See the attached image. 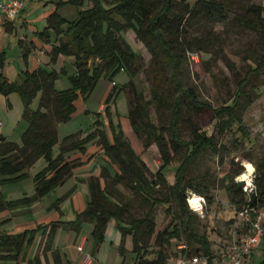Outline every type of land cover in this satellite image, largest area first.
Returning <instances> with one entry per match:
<instances>
[{"label": "trees", "instance_id": "obj_1", "mask_svg": "<svg viewBox=\"0 0 264 264\" xmlns=\"http://www.w3.org/2000/svg\"><path fill=\"white\" fill-rule=\"evenodd\" d=\"M85 1L90 3V7L78 11L73 20L61 17L57 10L52 12L46 19L45 28L38 33L42 42L49 43L50 32L56 38L48 53L49 65L53 66L58 56L74 58L75 72L72 75L68 76L63 68L56 71L53 67L39 66L33 70L25 69L19 72L18 77L10 81L0 72V94L6 97L11 93L19 94L23 103L22 120L27 124L21 134V145L9 142L0 133V178L7 182L21 181L28 175L25 171L43 159L46 166L33 177V196L22 199L25 205L36 203L56 187L63 185L78 167L77 161H67L64 154L73 150L84 153V146L94 139H97L96 145L103 151L108 165L114 170V175H110L107 167H101L98 177L89 178V200L75 220L37 225L15 233H0V264H19L24 261L29 246L38 234L45 238L44 251H50L57 228L63 226L78 231L83 222L93 224L91 237L93 246L97 249L103 240L107 224L112 219L118 224L121 248L125 238H131L135 264H167L168 257L162 252V247L164 243H169V238L180 237L179 229L175 226L170 233L156 234L154 244L158 250H150L148 242L155 235L156 208L167 206L166 213L169 214L173 201L176 202L181 216L185 218L184 225L189 233L187 241L194 240L200 244V248L195 250V255L191 256H206L208 264H211V242L193 226L191 219L195 214L186 205L188 196L185 192L190 189L192 194L211 203L209 188L200 183L193 184L191 180L186 183V174L205 151H216L217 141L213 134L209 135L198 126H192L190 129V139H182L178 123L184 108L182 97L188 100V112L193 110L200 113L205 109H213L198 100L193 88H185L182 85L178 73L187 55L191 57L194 54L185 34L186 26L203 20L222 22L230 13V4L216 0H196L192 6L185 0H115L110 3L107 0H66V3L80 6ZM63 3L59 2L57 6ZM246 14V19L239 20L240 26L258 33L264 39V7L252 4L246 8ZM9 24L2 22L6 32L10 31ZM126 31H132L151 55L154 72L151 77V102L144 100L135 90L131 80L139 71L135 63L138 56L121 37ZM156 47L163 55L161 61L165 60L171 65V81L175 91L179 93L170 103L168 138L163 130L147 121L150 107L158 110L168 104L165 94L167 90L161 89L163 76L159 70L160 61ZM203 47L201 45L197 50L202 51ZM28 53V49H22L24 64H27ZM4 62V53L0 52V69ZM93 62L97 63L92 64ZM118 71H127L130 77L129 81L120 87L121 90L130 88L132 95V99L128 96L127 121L130 129L138 140H143V151L151 145L158 149L162 164L154 173L133 150L125 134L112 127V122L108 119L109 107L105 108V115L111 129L110 140L102 128L104 126L94 124V131L86 137L80 139V133L69 134L58 143L57 126L68 123L74 117L76 101L81 99L85 102L100 77L112 80V76ZM263 71L264 53L259 56L256 68L249 70L245 78L238 82L231 104L216 112L218 135L225 132L234 133L235 130L244 137L246 131L240 126L241 112L245 108L242 102L249 96L250 91L243 89L251 75ZM61 76L67 77L70 86L57 90L55 83ZM115 92L116 88L113 87L105 103L110 101ZM38 95V106L34 110L31 103ZM56 145L59 146V153L53 157V148ZM176 157L180 158V163L174 171V183L169 184L164 178L163 170ZM257 170L260 172L261 168L258 167ZM239 174L241 168L234 171L233 177ZM233 177L222 187L229 196L230 204L235 208V214L247 210L255 216L264 204V172L253 182V190L250 193L244 192V182L234 183ZM118 186L128 190L134 202L147 208L142 217L129 216V204L124 202L126 196L115 189ZM161 188L164 194L157 196V189ZM20 203L22 202H7L0 194V213ZM163 236H167V239H163ZM263 240L264 236L262 243ZM183 247L182 252L186 253L184 250L187 248ZM150 255H154L153 258H149Z\"/></svg>", "mask_w": 264, "mask_h": 264}, {"label": "rangeland", "instance_id": "obj_2", "mask_svg": "<svg viewBox=\"0 0 264 264\" xmlns=\"http://www.w3.org/2000/svg\"><path fill=\"white\" fill-rule=\"evenodd\" d=\"M2 1V0H0ZM23 2V14H32L37 7H42L44 2L40 0H20ZM109 3L115 0H107ZM181 1V0H176ZM187 4L192 6L196 0H185ZM226 1L230 4V13L225 16L222 22H213L203 20L197 24H188L185 28V34L188 38L191 51L197 54L194 59L187 55L182 66L179 68L178 76L182 85L194 89L198 100L211 107V109L202 110L200 113L189 111L187 106L188 100L182 97L184 108L182 109V118L178 125L181 128V138L190 139L189 131L192 126H198L205 130L209 135L213 134L217 141L216 151H205L202 156L191 165L186 174V183L191 180L193 184L200 183L209 188V198L211 203L204 199L203 210L194 212L186 205L195 216L191 222L197 229L199 234H205L211 242V250L216 264H229L227 260V251L229 246L234 242H239L245 235V230H239L236 225L235 208L230 204L229 196L222 186H225L233 173L240 170L241 174L233 177L234 183L244 182V185L251 186L253 182L264 172V71L253 74L249 77L244 91H250L249 96L244 99L248 105H245L241 112L242 126L245 129L244 137L240 136L239 132L228 133L222 135L217 134L216 122L218 117L216 112L223 106L230 105L231 99L236 94L237 84L245 78L249 70L256 68L259 56L264 53V39L254 31L246 30L239 24V20L246 19V8L250 5H258L264 7V0H216ZM88 2L82 3L80 6H75L66 1L57 6L60 15L68 20H73L77 17L78 11L87 9ZM47 6V5H46ZM44 5V7H46ZM21 10V11H22ZM21 13V12H20ZM19 13V14H20ZM264 16V14H263ZM18 17V16H17ZM3 21L8 23L3 16ZM1 21V15H0ZM2 21V22H3ZM39 25V30L42 25ZM0 52L4 53L5 62L0 69V72L10 81L18 77L21 69L25 67L23 55L20 47L17 45L19 38L23 37V32L17 35L14 32H6L0 24ZM17 30H19L17 28ZM122 39L130 46L133 52L138 56L136 65L139 71L131 80L135 90L142 95L145 101L151 102V77L154 75L152 68L151 55L148 50L140 43L132 31H126L121 34ZM204 46L202 51L197 50V47ZM159 59V70L163 76L161 89L167 90L168 104L160 107L158 110L153 106L150 107L147 115V121H151L157 128H160L165 133V137H169L168 120L171 111L170 103L179 93L175 91L174 84L171 81V65L166 63L160 50L155 48ZM72 60H66V59ZM64 60V63H61ZM74 58L62 56L57 66H63L67 69L73 68ZM93 62L92 64H96ZM71 70H69L70 72ZM127 71H118L112 76V80L106 77H100L95 88L88 97L87 105L90 108L89 118L80 116L74 126L71 128L83 127L86 129L89 125H101L106 133V136L111 137V129L108 125V119L112 122V127L116 131L121 130L131 146L139 150L142 147L143 140H138L130 127L127 125L128 113V96L131 98L130 88L120 87L129 81ZM58 89H65L70 86L66 76H61L57 80ZM116 88V92L108 103L103 100L112 88ZM257 87V88H255ZM107 97V96H106ZM132 99V98H131ZM39 95L31 103V108L36 109L38 106ZM103 104V111L99 110ZM109 107L110 117H106V109ZM23 103L18 93H11L7 97L0 94V133L6 137L9 142L21 145V134L26 129V122L22 120ZM89 119V120H88ZM80 125V126H79ZM240 142V143H237ZM145 162L153 172H156L161 166L158 149L155 145H151L146 152H143ZM43 159L39 160L34 167L29 170L26 178L17 182L3 181L0 178V192L2 198L7 202H22L6 211V216L0 219V233H10L18 227L24 225H39V221L46 217H51L59 214L60 218L68 221V211L71 206L69 196L63 198L61 196L60 187H56L49 194L44 196L40 202L25 205L22 201L24 197H31L34 194L33 175L40 169L43 164ZM145 163V164H146ZM180 163V158H174L170 165L163 170L164 178L169 184L174 183V171ZM106 166V165H104ZM109 166V165H108ZM148 167V168H149ZM260 167V172L257 168ZM108 168V167H107ZM98 169L95 162L91 167V171ZM111 176L114 175V170L108 168ZM150 170V169H149ZM151 171V172H152ZM30 174V175H29ZM32 174V175H31ZM74 180V179H73ZM79 184V190L82 186ZM69 185V184H68ZM121 192L126 199L124 202L129 204L128 214L133 218L142 217L147 208L134 202L132 194L125 188L118 186L115 188ZM186 195L192 194L190 189L186 190ZM164 194L163 189H157V196ZM167 206H159L154 213L155 220V235L149 240L148 247L155 251L154 241L156 234L163 232H172L176 226L180 231L179 238H169V243H164L162 252L168 257L167 264H174L180 259L195 255V250L200 248L197 241H187L189 235L186 226L184 225L185 218L180 214L175 201L171 203L170 213H166ZM264 211V204L260 207ZM42 225V224H40ZM82 229L80 236L88 237V243L85 246L83 253H78L76 246L71 240L69 242L70 251L76 254L79 259L92 252L93 238L91 237V224L89 222L81 224ZM247 232V231H246ZM65 229H59L57 236L54 238L55 247L49 251L48 259L50 264H59L57 257L58 249L65 247L66 242ZM75 236L76 232L73 231ZM167 239V236H163ZM41 234L37 235L29 246L27 254L32 261H35L36 255L44 256ZM41 242V243H40ZM121 235L118 229V224L115 220H110L105 230L103 240L96 253V247L93 249L95 258H91L92 264H135V255L132 253V241L130 237H126L123 248H121ZM186 246V253L182 252L180 247ZM65 249V248H64ZM69 249V248H68ZM62 254V264H66L64 253L67 250L60 251ZM188 253V254H187ZM259 253V254H258ZM250 255L251 261L247 264H260L264 254V240L259 248V252ZM188 255V256H187ZM150 255L149 258H153ZM247 258V257H245ZM45 260H43L44 262ZM20 264H27L22 262ZM243 264V263H242ZM246 264V263H244Z\"/></svg>", "mask_w": 264, "mask_h": 264}, {"label": "crops", "instance_id": "obj_3", "mask_svg": "<svg viewBox=\"0 0 264 264\" xmlns=\"http://www.w3.org/2000/svg\"><path fill=\"white\" fill-rule=\"evenodd\" d=\"M65 1L66 0H46V2H44L43 0H40V2H44V5L45 6L47 5V6L46 7H44V5L42 7L38 6L37 9L32 14H30V15L26 14L24 16H23V14L25 12H23V10H22L21 13L18 15V17L14 21L9 22L10 24H9L8 29L10 31H8V32H14L15 35H17L19 32H23V37L19 38L17 41V45H18V47H20L19 48L20 51L22 52V49H24V48L29 50V53L27 55V64H25L26 66L23 67L24 69H21L20 72L25 70V69L33 70L39 66H41V67L47 66L48 68L53 67V69H55L56 71H59L61 68H63L66 71L68 76L72 75L75 72V68L74 69L73 68L67 69L65 67V65H63V66L58 65L57 66V64L60 61L62 56H58V58H57V60L53 66L49 65L48 53L51 49V44H53L56 41V38L52 32H50L49 43L42 42L38 38V33L41 32L46 26L47 17L52 12H54L55 10H57V12L60 15V12L58 11V8H56V5L55 6L52 5V3L55 2V4H58L59 2H65ZM88 7H90V3L87 4V8ZM60 16L67 19L66 17H64L62 15H60ZM2 21H3V18L1 15V21H0L1 26H2ZM36 23L40 24V26L42 25L41 30H39V25H37ZM17 28L19 30H17ZM0 33H1V30H0ZM66 60H72V59L68 58ZM61 63H64V60H62ZM69 70H71V71L69 72ZM16 78H14V79H16ZM57 84L58 83L56 81V83H55L56 89L57 90H63V89H58L60 87H58ZM107 93H108V90H107ZM107 93H106V96L108 95ZM106 96L103 99L104 101H106V98H107ZM87 102H88V100H86L85 102H82L81 99H78L75 103L76 113H75L74 117L66 124H58V126H57L58 143H60L61 140L69 134L80 133L79 137H80V139H82L94 131L93 125H89L86 129H83V127L71 128L72 126H74V124L76 123V121L78 119H81L80 116H84V117L89 118V114L91 111L87 105ZM103 106L104 105L101 104L99 107V110L103 111L104 110ZM107 138L109 139V137H107ZM96 141H97V139H94L91 142L87 143L84 146V148H85L84 153H81L78 150H73V151H69V152L64 154V158L67 161H77L78 162V167H76L73 170L72 174L66 180V182L63 185L58 186V187H60L59 189L61 192V196L63 198H66L69 196V198H70L71 206H70L67 214H68V216H70L71 219H69L68 221H64V220L60 219L63 217H60V215L55 214L51 217H46V219L43 218L41 221L38 222L39 225L40 224L48 225L51 222H57V221H63V222L73 221V220H75L76 215L78 213H81L85 209L86 204L89 200V189H88L89 178L98 177L100 175V168L101 167H108L109 168L108 163H107V159L105 158L104 153L100 149V147L96 145ZM58 145H56L53 148V157H56L59 153V146ZM133 150L140 156V158L143 160V162L146 163L145 162L146 160L142 154L143 152H146V151H143L142 147L140 149V152H139V150L134 149V148H133ZM95 162L98 165V169H94V171H91L90 169ZM104 165H106V166H104ZM146 165H147V167H149L147 163H146ZM45 166H46L45 163L41 164L40 169H38V171L36 173L41 171ZM30 169L26 170L25 172L28 174ZM149 169H150V171H152L150 167H149ZM36 173H34V175ZM78 183L82 184L80 190H79V184ZM0 194H1V192H0ZM40 201H38V202H40ZM5 216H6V211L0 213V219L4 218ZM83 223H86V222H83ZM90 224H91V232H92L93 224L92 223H90ZM34 227H36V225L34 226V224L28 225V226L24 225V227H18L17 229H15V231L10 232V233L19 232V231L24 230V229H32ZM239 227H240V229H239L240 231L245 230V233H246L247 227L244 224H241ZM59 229H65V231H66L65 237L67 239L66 242L64 243L65 247H61L58 249V251H59L58 252V258H59L60 263L62 264V262H63L62 258H61L62 254L60 253V251L67 250V253H64V258H65L66 264H92V262H90L91 258H95L96 253H97L100 245L97 247L95 255H93V249H94L93 245L94 244H92L91 254L85 255L83 258L79 259V254H78V256H76V254H74L73 252L70 251L69 242L71 240H73L78 253L84 252L85 246L88 243V237L85 235H82V236L79 235L80 231L82 229V226H80L78 231L67 228V227H63V226L59 227L56 229V231L54 233V238H55V236H57V232ZM73 231L76 232L75 236L73 234ZM38 235H40V234H38ZM54 238H53V244H52L50 251L53 250L54 247L56 246L54 243ZM40 241H42L44 256L36 255L35 261H32V259H30V256L26 253L25 260L21 261L20 263H22V262L28 263L29 261H31L32 264H50V261L48 259L49 251H47V252L44 251L45 238H43L41 236ZM93 243H94V241H93ZM78 247H81L82 250L79 251ZM258 252H259V250L257 251V253ZM87 256H89L90 260L86 262L85 258ZM250 259H251V257L248 256L247 258L243 259L242 263L247 264L251 261ZM43 260H45V261L43 262ZM175 263H177V262H174V264ZM99 264H102V263H99ZM211 264H216V262L214 261V258H213ZM260 264H264V256H263V260L261 261Z\"/></svg>", "mask_w": 264, "mask_h": 264}, {"label": "built area", "instance_id": "obj_4", "mask_svg": "<svg viewBox=\"0 0 264 264\" xmlns=\"http://www.w3.org/2000/svg\"><path fill=\"white\" fill-rule=\"evenodd\" d=\"M23 2L20 0H2L0 1V14L9 22L14 21L22 10ZM197 57L195 54L191 55L194 59ZM1 125V123H0ZM251 186L244 185L243 190L246 193H250L253 188ZM196 197L197 202L200 205V212L203 210L204 198L191 194L187 197L188 207L194 210L191 206L190 200ZM236 225L239 227L244 224L247 227V232L239 242L234 241L228 248L227 260L229 264H241L245 257L257 252L262 244L264 236V211H259L255 216H252L250 211L242 210L236 213ZM184 249V247H180ZM81 251L82 248L78 247ZM89 256L85 258V261H89ZM175 264H208V258L206 256H190L180 259Z\"/></svg>", "mask_w": 264, "mask_h": 264}, {"label": "bare ground", "instance_id": "obj_5", "mask_svg": "<svg viewBox=\"0 0 264 264\" xmlns=\"http://www.w3.org/2000/svg\"><path fill=\"white\" fill-rule=\"evenodd\" d=\"M197 198L196 197H194V198H192L191 200H190V203H191V206L194 208V210L196 211L197 209L199 210V207H200V205H199V203L197 202Z\"/></svg>", "mask_w": 264, "mask_h": 264}]
</instances>
